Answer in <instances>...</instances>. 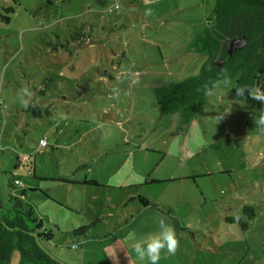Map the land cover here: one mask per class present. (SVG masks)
<instances>
[{
	"label": "rangeland",
	"instance_id": "1",
	"mask_svg": "<svg viewBox=\"0 0 264 264\" xmlns=\"http://www.w3.org/2000/svg\"><path fill=\"white\" fill-rule=\"evenodd\" d=\"M213 9L214 0H0L2 209L9 196L30 205L56 262L139 264L127 234L154 232L163 218L178 246L157 264H264V102L238 97L236 77L187 113L164 115L156 99L200 73L197 41ZM46 80L54 87L41 94ZM227 217L250 218L247 230ZM6 264H21L16 239Z\"/></svg>",
	"mask_w": 264,
	"mask_h": 264
},
{
	"label": "trees",
	"instance_id": "2",
	"mask_svg": "<svg viewBox=\"0 0 264 264\" xmlns=\"http://www.w3.org/2000/svg\"><path fill=\"white\" fill-rule=\"evenodd\" d=\"M5 10L14 13L13 7ZM211 16L212 23L197 41L199 50L207 57L198 76L168 83L155 92L159 110L164 115L173 111L187 113L197 110L207 97L205 85L211 87L224 78L236 77L238 87H257L260 93H264V0H214ZM1 19L9 22V17ZM240 37H244L246 45L228 57L229 41ZM215 61H222V67L218 69ZM45 82L47 84L41 94L54 87L52 80ZM87 92V89L80 91L81 94ZM30 113L34 118H41L36 106L30 109ZM11 181L14 187L19 178L11 177ZM7 201L11 205L3 210L0 197V264L8 262L14 239L21 264H60L38 246L42 247V242L49 240L50 234L41 230V223L33 215L30 205L14 196H9ZM241 211L244 215L253 216L251 207L244 206ZM249 219L226 218L230 222L236 221L243 231L247 230Z\"/></svg>",
	"mask_w": 264,
	"mask_h": 264
},
{
	"label": "clouds",
	"instance_id": "3",
	"mask_svg": "<svg viewBox=\"0 0 264 264\" xmlns=\"http://www.w3.org/2000/svg\"><path fill=\"white\" fill-rule=\"evenodd\" d=\"M144 14L146 16L151 15V9H146ZM134 83H137V81H134ZM230 83L231 81L228 78L217 80L211 87L205 85V93L212 96L221 86H228ZM235 90L238 97H243L247 92L251 97L264 102V93H260L256 89L243 86L236 87ZM21 93L27 94V89H21ZM21 100L23 102V95H21ZM257 123L261 130H264V113H261ZM126 239L130 243L131 251L135 254L139 264H157L161 259L162 250H166L168 254H174L178 246L174 228L163 218L158 220V230L139 237L135 232H129Z\"/></svg>",
	"mask_w": 264,
	"mask_h": 264
},
{
	"label": "water",
	"instance_id": "4",
	"mask_svg": "<svg viewBox=\"0 0 264 264\" xmlns=\"http://www.w3.org/2000/svg\"><path fill=\"white\" fill-rule=\"evenodd\" d=\"M245 45H246V41H245L244 37H240V38L230 40L228 43L227 51H226L227 56L230 57L233 53L242 50ZM220 64H221V62L218 65H220ZM38 246L42 249V247L40 245H38Z\"/></svg>",
	"mask_w": 264,
	"mask_h": 264
},
{
	"label": "built area",
	"instance_id": "5",
	"mask_svg": "<svg viewBox=\"0 0 264 264\" xmlns=\"http://www.w3.org/2000/svg\"><path fill=\"white\" fill-rule=\"evenodd\" d=\"M114 8H116V7H114ZM39 146L45 147L46 146L45 140H40L39 141ZM15 184H18V181H16Z\"/></svg>",
	"mask_w": 264,
	"mask_h": 264
},
{
	"label": "flooded vegetation",
	"instance_id": "6",
	"mask_svg": "<svg viewBox=\"0 0 264 264\" xmlns=\"http://www.w3.org/2000/svg\"><path fill=\"white\" fill-rule=\"evenodd\" d=\"M221 62V64H222V61H219L218 63H220ZM218 63L216 64V65H218ZM218 67V66H217Z\"/></svg>",
	"mask_w": 264,
	"mask_h": 264
}]
</instances>
